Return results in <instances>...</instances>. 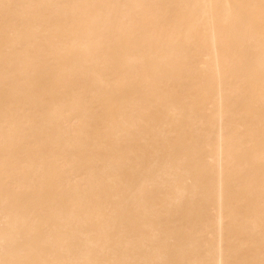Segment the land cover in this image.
<instances>
[{"label": "bare ground", "instance_id": "bare-ground-1", "mask_svg": "<svg viewBox=\"0 0 264 264\" xmlns=\"http://www.w3.org/2000/svg\"><path fill=\"white\" fill-rule=\"evenodd\" d=\"M0 264H264V0H0Z\"/></svg>", "mask_w": 264, "mask_h": 264}]
</instances>
